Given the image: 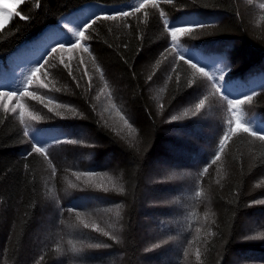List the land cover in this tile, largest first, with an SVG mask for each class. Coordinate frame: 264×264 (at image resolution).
I'll return each mask as SVG.
<instances>
[{
  "label": "trees",
  "instance_id": "16d2710c",
  "mask_svg": "<svg viewBox=\"0 0 264 264\" xmlns=\"http://www.w3.org/2000/svg\"><path fill=\"white\" fill-rule=\"evenodd\" d=\"M131 2L132 0H42V6L36 7L35 0H24L23 4L18 3V0H0V10H4V13H14L22 9L21 14L30 17L28 20H21L13 16L6 22L5 14L0 13V25H2L0 27V91L21 89L27 69L43 52L42 46H36L37 38L49 28L61 29L63 23L68 20L66 15L70 11L83 5L96 4L105 8V12H110L114 7ZM161 10L170 18L203 21L208 25L202 30L197 29L192 37L182 38V41L185 47L192 50V55L196 59L207 65V70L217 75L220 69L224 68L225 63L230 64L229 75L233 77H229V85L233 79L238 80L243 76L241 72L246 69L248 55L252 54L259 60H264L263 16L255 12L244 0H173L171 4L160 0L158 7L153 8L151 5L147 7V16L142 11L133 17L129 21L130 26H126L123 21L98 23L91 30V39L83 41V45L90 50L88 52L90 58L92 61L94 59L92 70L97 71V66L103 70V79L98 71L90 78L91 91L88 90L89 82L88 84L84 82L76 88L72 83L61 80L60 75L51 76L52 80L56 77L58 79L52 91L46 95L45 102L48 103L49 99L53 100L52 104H48L53 111L50 112L51 116L44 112L32 111L46 120L25 121L28 131L31 130L29 135H25L24 126L12 113H5L0 108V252L5 253L10 231L15 227L14 234L10 237L8 259L4 264H30L28 262L34 252H36L35 257L33 255L35 261L36 258L43 257L40 264H69V261L76 263L77 259L88 260L84 263H88L91 259L100 262L95 264H140L143 258L153 251L142 250L145 239H141L138 226L139 214L149 213L154 209L149 210L146 207L148 201L143 205V191L148 189L144 184L146 172L152 159L156 156L163 157L158 150L163 142L165 125L172 124L173 131L180 134L192 133L191 130L188 132L185 130H188V126L195 121L191 117L193 109L192 113L187 112V115L185 110L182 117L176 121L169 119L174 114L171 112L172 107L191 94L197 83L194 70L183 61L178 62L173 54L174 58L170 62L173 65L172 83L168 86L167 102L164 104L162 98L149 95L152 84L162 83L165 75L162 65L167 64V61L158 63L157 57L161 56L162 49L167 48L170 41L159 16ZM98 12L101 11H92L87 17ZM85 34L89 35L88 32ZM198 41L204 43L198 45ZM164 46L165 48H162ZM19 53L24 55L27 61L26 64L16 68L19 59L15 56ZM154 61L152 70L147 75H142L140 66L150 65ZM232 64H236V70L232 69ZM263 74L264 67H261L259 71L248 77L247 81L243 80V86L254 82L253 90L258 95L251 103L259 109H264ZM109 75L122 88L121 93H118L117 88L114 90L110 86L108 79L105 80ZM9 76L11 81H6L4 78ZM149 76L153 78L149 80ZM189 81H194L192 86H189ZM57 88L60 89L59 92L55 91ZM251 91L246 93L250 94ZM241 94H243L241 90L231 91V96L240 97ZM223 102L226 113L217 129L216 140L208 151L203 150L201 156L198 155L202 158L197 168L190 172L175 169L169 178L164 177L167 178V182L174 183L181 178L180 181H185L186 184L182 186L179 183L175 185L165 181L158 183L163 190L171 189L172 192L165 202L173 201L167 206L154 209L153 214L160 218L156 224L158 229L162 232H170L167 235L174 238L173 243L162 248V251L169 248V245L174 248V252L177 253L174 263L179 261L178 256L183 258L185 254L192 233L190 229L201 224V228H208L212 234L207 240L201 237L203 235L201 233L196 235L195 240H202L204 243L198 264H264V241L242 240V228L248 227L243 225V219L247 216H253L254 219L257 212H264V205L253 203L264 196V186H260L264 185V175L259 178L264 173V144L247 134L234 136L221 154L220 160L216 164L211 163L218 151L219 140L227 130V120L232 117V113L228 112L227 102ZM60 104H67L69 107H58L57 105ZM113 105L115 108L112 107ZM150 105L160 110L158 116L154 114ZM73 107L82 115H74L70 111ZM241 110L245 118L253 121L257 127L264 126V119L258 117L259 113L249 114L245 104L241 106ZM109 115L111 117H108ZM120 115H124L129 120L136 129L135 132L130 131L120 119ZM83 128L89 131L83 132ZM90 131L92 136L88 134ZM33 137L44 145L50 155L54 150L60 149L59 152L62 154L79 151L82 157H85L83 161H74L80 171L74 170V164H68L72 165V171L63 170L65 168L63 166L61 173L70 171L66 174V179L70 181L67 180L66 184L61 185L60 196L56 193L58 189L55 190L51 183L41 180L43 161L46 162L44 156L35 153L28 155L32 150V143L35 142ZM54 138L79 139L80 143L58 144ZM166 140L172 144L170 140ZM186 144L193 148L192 152H198L200 149L198 144ZM164 155L165 158L168 156L165 153ZM109 159L110 163L107 161ZM55 163L59 165L58 162ZM209 165V170L214 173L211 179L208 178V173L207 177L206 174L201 176L204 168ZM47 166L49 173L53 166L55 169L57 167L52 160L51 165ZM115 167L120 171L118 182L119 187L123 186V192L115 189L113 192L112 188H106L105 185H94L85 178L78 180L70 174L71 172L72 174L85 172H92L94 175L106 174L109 170L108 173L113 175ZM217 173L221 174L220 180L215 177ZM88 176L93 175L86 177ZM201 177L205 179L201 180ZM206 178L209 179L207 186L208 190L210 189L207 192L201 188ZM261 180L262 184L253 186L256 181ZM49 187L56 197H52ZM178 187L184 189L180 190ZM150 188L160 190L156 184ZM197 191H202L203 195L197 197L195 195ZM177 192L181 194L177 195ZM182 198L188 202H182ZM204 201H208L207 205L212 211L210 215L212 213L214 215V217L209 215L207 222L206 216H200L205 210ZM16 205L22 210L18 217H14L13 209ZM101 205L107 207V210L119 211V226L114 232L115 236L119 235L118 243L102 235V232L96 233L90 226L85 228L83 222H78L77 226L69 227L65 224L62 228L65 229L66 242L72 241L71 245H73V240L80 241L84 243L85 248L79 247L76 248L77 252H72L69 243L66 247L59 245L64 243L60 233V239L46 241L44 247H40L41 245L38 247L33 239L31 242L34 243L31 244L29 253L24 252L25 237L30 234L37 218L45 209L56 220L54 229L58 235V230L62 229L58 224L65 211L69 215L73 214L70 217L73 223L80 219L78 217L81 212L95 213ZM190 207L194 209L190 211ZM69 208L73 211L69 212ZM170 208L177 209L168 215ZM179 211L183 212V217L178 215ZM253 222L249 227L255 229L264 224V219L261 224L256 223V220ZM56 233L54 232V237ZM74 235H77L79 240ZM97 243L108 244L110 247L99 249L88 247ZM48 244L50 246H47ZM75 245L78 243L75 242ZM160 250L161 248L155 249V253ZM244 253L247 255H242L240 260H233L232 263L231 256ZM104 261L107 263H102Z\"/></svg>",
  "mask_w": 264,
  "mask_h": 264
},
{
  "label": "rangeland",
  "instance_id": "374dc122",
  "mask_svg": "<svg viewBox=\"0 0 264 264\" xmlns=\"http://www.w3.org/2000/svg\"><path fill=\"white\" fill-rule=\"evenodd\" d=\"M244 2L248 3V0H244ZM264 3V0H252V3L249 4L254 10L255 12H258L260 15L263 16V21H264V9L260 8V4ZM159 6V5H158ZM78 10V9H77ZM77 10L73 11V12H69L71 13V15L67 16L68 20H74L76 22H80L83 19L87 18V15L89 13H91L92 11H105V8H103L102 6L96 5V4H88L86 6V9L84 11H79L77 12ZM83 10V9H82ZM77 12V13H75ZM67 20V21H68ZM57 31H63V29H58V30H54L52 28L47 29L46 31H44L40 36L38 40V43H36V46H41L42 41L44 40L45 37L51 36L52 34L56 33ZM202 41V40H201ZM73 42H75V38H73ZM198 45H202L200 43H204V42H197ZM81 44L83 45V41H81ZM197 45V46H198ZM84 46V45H83ZM162 48H165L162 47ZM165 49H162L161 53H164ZM247 52V51H246ZM160 54V52H159ZM158 55V54H157ZM165 55L167 56V59H164L162 56L159 57V55L157 56L159 59V63H162L163 61H167V64L162 65V68H164L165 71V75L163 77V81L162 83H155L152 84L153 86L151 87V89L149 90V95H153L155 97L158 98H162L163 103L165 104L167 102L168 99V86L172 83V63L170 64V62L172 61V59L174 58L173 54H168L165 53ZM21 53L18 54V57L20 58ZM64 56V63H67L70 65V68L73 72V75L76 77V80L79 81L80 85H82L84 82L88 84L89 79L92 76H95V71H93V65H94V59L92 61V59L90 58V55L88 52H84L83 51V47L78 48L76 50H74L73 52L69 53V52H65L63 54ZM245 58H246V54H245ZM21 60H25L24 58H20ZM26 61V60H25ZM81 61H83V63H81ZM156 61V59H155ZM155 61L152 62L150 65H142L141 70H142V75H147L149 71H151L153 65L155 64ZM93 64V65H92ZM264 60L257 58V56L255 55H248V61L246 63V69L241 72V74L243 75V80L247 81L248 77L252 76L253 74H255L257 71H259V69L261 67H264ZM233 65V64H232ZM161 68V69H162ZM236 70V64H234L232 66V69ZM44 73H47V75H45ZM85 73H87V75H85ZM54 75H60L61 80H64L67 83H72L74 85V87L77 88L76 86V81L73 80L72 76L69 75V69L64 67V64L60 63V56L59 54L55 57V59H52L50 64L42 70L41 73H37V78L31 83L29 84V89L28 91L30 92H34L37 96H41L43 97V102H41L40 100L37 99H33L31 97H20L19 103H22L26 106L27 110L32 112V111H37L38 113L44 112L45 114H47L48 116H51L49 109V105L48 103H46L45 101V97L47 94H49L52 91V88L54 87L56 80L58 79V77H56L55 80L50 79L51 76ZM264 76V74L262 75V77ZM108 78H105L109 80L110 86H112V88H114V90H118V93L122 92V88L118 86L117 83L114 82V80L112 79V77L106 76ZM194 77L196 78V86L193 88L192 93L189 94L185 99H183L182 101H180L178 104H175L172 107L171 111L172 113H174L173 115L178 116V117H182V114L184 113L185 110H187V112L192 113V109L193 112H195V104L199 102V99L204 98V96H208V100L205 103V107L203 109H201V111L199 113H197V117L195 115L191 114L190 118L192 120L195 119V121L190 124L188 126V130L185 131H190L192 133H183L180 134L177 131H173L174 128L172 127V124L170 126H166L165 128V133H164V137H163V142L158 150V153L163 154L162 156H156V158L151 160V163L149 164L148 167V171L146 172V179L144 180V184L146 185V187L148 189H144L143 191V205L145 204V202L148 201V204L146 205V207L149 210H152V208L156 209V208H161L164 206L169 205L170 201H168L167 203L166 198L169 196V194H171V189L167 190H163V188L158 184V183H162V182H166V183H170V184H175L177 185L179 183V185L184 186L186 183L185 181L182 182V180L180 181L181 178H178L176 180V183L174 182H167V178L165 179L164 177H170L173 174V171L176 170H183V171H193L197 168V164L199 162V160L202 158H199L203 152V150L208 151L209 147L214 145V141L216 140L217 137V129H219V124H221V122L224 119L226 110H224V102L223 100H221L218 96L216 95H212L211 93L213 92V90L211 89L210 83L207 81V79L205 77L200 76L198 73H194ZM6 81H11V76L9 77H5L4 78ZM60 80V79H59ZM60 80V81H61ZM158 84V85H157ZM41 85H45L44 87H41ZM254 82L252 83H247L246 86H244L243 89H239L242 91V93H246V92H250L251 89H254ZM125 89V88H124ZM155 97H153L155 99ZM2 99V98H0ZM17 100L15 98L12 99H5V103L8 105L9 109H11L12 107H15L17 104ZM48 105V107H45V105ZM151 106V105H150ZM247 106V112L249 114H256L259 113L260 115L258 117H260L261 119H264V109H259L256 108L254 106H252V103H246ZM152 111L154 112V114L156 116L159 115L160 110L156 109L154 107V105L151 106ZM1 109H3L2 107H0ZM10 113H12V115L17 118L19 120V109H17V111L15 113L9 111ZM201 114V115H200ZM112 115V114H111ZM199 115V116H198ZM195 116V118H194ZM108 117H111L110 115ZM42 120H46L44 117L42 118ZM168 120V119H167ZM171 120V118L169 119ZM168 120V121H169ZM25 121H33V120H29L27 118V116L25 117ZM198 127V128H195ZM194 128V129H193ZM87 131V128H83L82 131ZM121 132H124L123 130L119 129ZM89 131V130H88ZM31 132V130L29 131ZM89 136H92L91 131L88 133ZM133 133H132V137H133ZM124 138V137H123ZM135 138V137H134ZM165 139V141H164ZM170 140V142L173 144H169L168 141L166 140ZM186 143H191V144H195V145H200V149L198 152L194 151L192 152L191 150L193 149L189 144ZM176 144H180L181 146H177ZM175 145L177 147H175ZM60 149L54 150L53 153L50 155V160H52L54 162V164H56V175L53 177L52 175V169L49 171H47L48 166L50 165L48 163V160H45L46 162L44 163L43 161V166H42V175H41V180L51 183V186L54 187V189H58L57 190V194L58 196H60V190L59 188L61 187V185L66 184L67 180L66 179V174H68L70 171H72L73 167L72 165H68V164H74V161H83L85 157H82L83 155L79 152H69L68 154H62L61 152H59ZM64 150H62L63 152ZM165 154H167L168 156L165 158ZM198 155H200L198 157ZM66 157V158H65ZM189 159H191L192 161H189ZM109 161V163L111 162V160H107ZM58 162L59 165H57ZM113 164L116 162H112ZM221 165V162H220ZM63 166H65V168L63 169ZM111 166V165H109ZM78 167L75 166L76 171H80V169H77ZM112 168V167H111ZM68 170L70 169L69 172L64 171V173H61V170ZM115 169V170H114ZM113 169V175L111 173H108L107 170L106 174H96L93 176H78L77 173H70L73 177H75L78 180H82V178H85V180H88L90 182H92V184H97V185H105L106 188H112V191L114 192L115 190H118L119 188V182H118V178L120 179L119 173L120 171L117 170V168L115 167ZM117 170V171H116ZM208 178L211 179L212 174L214 175V173L212 171H208ZM207 173H206V177H207ZM222 173V172H220ZM220 175L219 173L216 174V178H219L218 180H220ZM264 175L261 174L259 176L262 177ZM70 176V175H69ZM78 176V177H76ZM104 176V177H103ZM188 176V175H186ZM71 177V179L73 178ZM178 177H182L179 176ZM198 178V177H197ZM196 178V179H197ZM205 179V177H201V180ZM164 179V180H163ZM209 179L206 178L205 182L203 184V187H201L203 189V191L207 192L208 190V186L207 183L209 181ZM257 180V179H256ZM70 181V180H68ZM263 181H256L254 183V187L258 186L259 184H262ZM158 185V187L160 188L159 191L153 190L152 188H150L152 185ZM114 187V188H113ZM179 188V187H178ZM115 189V190H114ZM180 190L184 189V188H179ZM178 189V190H179ZM193 189V188H192ZM50 190V194L52 195V197H56V195L53 193V190L51 187H49ZM210 190V189H209ZM208 190V191H209ZM171 192V193H170ZM191 192V191H190ZM189 192V194H190ZM176 193V192H175ZM180 195L181 193L177 192V195ZM46 196V195H45ZM182 197V196H180ZM148 199V200H147ZM264 199V196L261 198ZM173 201V200H172ZM171 201V202H172ZM182 202H188L187 200H184L182 198ZM63 203V202H62ZM108 204H111L109 202H107ZM208 201H204L203 204L205 205V210L202 214H200V216H206L207 214V221H209V215H210V211L211 208L209 205H207ZM200 205V203H199ZM52 206V205H51ZM63 206V205H62ZM185 206V205H183ZM191 206V205H190ZM167 208V207H166ZM153 209V210H154ZM170 208L169 211L167 212L168 215L172 214L175 210ZM194 209L192 207H190V211ZM14 210V217H18L19 213L22 211L21 207L19 205H16ZM153 210L149 213L144 212V214H139V220H138V226H139V234L141 239H145V243L142 245V250L144 252L145 249H151L150 253L147 254L146 258H143V262L140 264H198L199 261H197L196 259V250L199 249L200 251H202L203 249V245L204 243H202L201 241H196V235L197 234H203L201 235V237L204 240H207L210 235L209 233H212V231H209V229L204 228V227H200L201 224H198V226L191 228L190 229V233H191V237L188 239L187 242V246L186 249L188 255L183 256V258H181V256L179 257V261L181 259V261L174 263L176 261V255L177 253L174 252V248L169 245V248L167 247L166 249H164L162 251V248H164V246H168L169 243H173V239L172 237L168 236L167 234H169L170 232H162V230L158 229V227L156 226V224L159 222L160 218L157 217L156 215L153 214ZM189 211V210H187ZM186 211V212H187ZM156 212V211H155ZM154 212V213H155ZM212 212V211H211ZM49 212L47 211V209L44 210V212L40 213V216L37 218L36 223L34 228L32 229V231L30 232L29 235H27L25 237L26 239V245H25V249L24 252L29 253V248L30 246H32L31 244H33L34 242L33 239H35V242H37L38 247H44V245H46V243L44 244V242L49 241V240H57L60 239V233H62L61 237L64 243H61L59 245H63L64 247H66L68 245V242H66V234H65V229L62 228V226L64 227V225L66 224L69 227H73L74 225L77 226L78 222L82 223H87L91 228L92 225L95 224L96 226H98L99 229H102L103 231H106L111 235H114V232L118 230V215L117 213H119V211H115L114 209H109L107 210V207H104L103 205L100 206V208L97 209V211L95 213H82L79 215L80 219L77 220V222H73L71 220V216H73V214H68L65 211V215H63V217L61 218V221L58 224L59 228H62L59 231V234L57 235L56 230L54 229V225L56 224V220H54L52 217L53 215L48 214ZM166 213V214H167ZM54 214V213H52ZM178 215L183 217V212L179 211ZM176 216V214H175ZM211 217H214L213 213L212 215H210ZM264 219V212H257L256 215L254 216H247L245 217V219H243L242 223L244 226H252V224L254 223L253 221L256 220V223H262L261 221ZM17 219H16V223H17ZM143 222V225H142ZM204 222V220L202 221V223ZM76 223V224H75ZM201 223V222H200ZM264 225V224H262ZM111 226V227H110ZM259 226V225H258ZM242 228V240H246L245 237L246 236H254V234H258L259 232L264 231V228L261 227V225L255 229H252L253 227H249V228ZM197 229H200L199 232H197ZM93 230V228H92ZM15 231V227L11 229L10 231V235H9V239L8 242L6 244L7 249L5 250V253H3L2 251L0 252V264H4L7 262L8 259V252H9V245H10V237L13 236ZM94 231V230H93ZM54 232L56 233V236L54 237ZM97 232H101V231H96ZM72 235V234H71ZM103 235V232H102ZM75 238L77 240H79V237L77 235H74ZM119 237V235H118ZM163 241H167V243H163ZM189 241H191L192 243L189 244ZM246 241H254V240H246ZM257 241H264L262 239H259ZM75 242L78 243V245H75ZM110 242H112V240H110ZM29 244V245H28ZM154 244H161V250L160 252L155 253V249H159V248H153ZM189 244V246H188ZM70 245V244H69ZM73 245L75 246V248H79V247H84V243H80V241H76L73 240ZM70 245V246H73ZM47 246H50V244H48ZM142 251V252H143ZM36 255V252H34ZM29 259L30 264H40L41 261V257L36 258V261L34 260L35 258L33 257ZM242 255H247V254H239L238 256H231V261L232 263L233 260H240ZM88 260L86 259H77L75 260V262L77 264H95V263H100L98 260H89L88 263H84L87 262ZM32 262V263H31ZM35 262V263H34ZM69 264H76L73 263L72 261H69ZM116 263H118L117 261H115ZM102 263H107V261H104Z\"/></svg>",
  "mask_w": 264,
  "mask_h": 264
},
{
  "label": "snow or ice",
  "instance_id": "6c2138e0",
  "mask_svg": "<svg viewBox=\"0 0 264 264\" xmlns=\"http://www.w3.org/2000/svg\"><path fill=\"white\" fill-rule=\"evenodd\" d=\"M165 3L171 4L173 3V0H164ZM18 3L23 4L24 0H18ZM36 7L42 6V0H35ZM248 3L251 4L252 0H248ZM160 4V0H132L131 3H125L122 6L114 7L110 12H105L101 10V12L93 13V15L88 16L86 19H83L80 22H76L74 20H68L63 23L62 29L63 31H57L56 33L52 34L51 36L45 37L44 40L41 43V46L43 47V52L39 56L38 59H36L32 65L27 69L26 74L23 76V81L21 84V89H15V90H9V91H0V107L3 108L5 113H8L9 111L15 113L17 109H19V122L21 125L24 126V132L25 135H29L28 131V125L25 122V117L29 120L38 121L41 120L42 117L30 112L27 110L26 106L22 103H19L20 97H31L33 99L40 100L43 102V97L37 96L34 92L28 91V85L31 84L36 78L37 73H41L43 69H45L51 62L52 59H55V57L59 54L60 56V63L64 64V67L69 69V75L72 76L73 80L76 81V86L80 87V83L78 80H76V77L73 75V72L70 68V65L67 63H64V56L63 54L65 52H73L74 50L83 47L84 52H89V48L86 46H83L81 44V41H88L91 39V30L98 24L103 23L107 21H123L126 26H130L129 21L136 17L138 13H141L143 11L144 15L147 16L148 12L146 11L147 7L151 5L153 8L158 7ZM260 8L264 9V3L260 4ZM0 13H4V10H0ZM22 9L20 11H16L14 13H4L5 14V21H9L13 18V16L19 17L21 20H28L30 17L27 14L22 15ZM160 19L163 22V28L164 31L167 33V36L170 38L169 46L165 48L164 53H161V56L164 59H167V56L165 53L168 54H175L177 57V61H183L184 64H187L191 69L194 70V73H198L200 76L205 77L208 82H210L211 89L213 92L212 95L218 96L221 100L227 102V108L228 112L232 113V117H230L227 120V130L224 131L223 136L219 140L218 145V151L215 153V158L212 160V164H216L218 160L221 158V154L224 153L228 143L234 136L247 134L248 136L253 137L256 140H259L262 144H264V126L257 127L255 123L247 118H245L241 106L246 103H251L253 101V98L258 95V93L255 90H252L250 94L243 93L240 97L231 96V89L229 85V72L231 71V66L228 63L224 64V68L220 69L219 74L217 75L215 72L207 70V65L203 64L201 60L196 59L192 55V50L188 47L184 46V43L182 41V38L184 37H192L197 29H204L208 25L203 21H191V20H184L181 18H170L168 14L161 10L159 12ZM2 27V25H0ZM59 27V26H58ZM88 32L89 35H86L85 33ZM73 38H75V42H73ZM142 39V37H138ZM39 39V38H37ZM83 63V61H81ZM159 63V62H158ZM97 71L101 74V79H103V70L97 66ZM173 71H175V68H173ZM47 75V73H44ZM87 75V73H85ZM153 77L149 76L148 79L151 80ZM194 81H189V86H192ZM45 85H41V87H44ZM105 86H107V83L105 82ZM92 85H91V79H89V85L88 90L91 91ZM55 91L59 92L60 89L57 88ZM15 98L18 102L15 107H12L9 109L8 105L5 103V99H12ZM97 99H99V96H97ZM109 99L111 100V93H109ZM208 100V96H204V98L199 99V102L195 104V112L192 113V115H196L205 107V103ZM53 100L49 99L48 104H52ZM58 107L68 108L69 105L67 104H60L57 105ZM45 107H48L46 104ZM115 108V105L112 106ZM50 112L53 111L51 107L48 109ZM70 111L74 115H82L81 113H78L76 108H70ZM237 113H240L237 115ZM119 114V113H118ZM187 111L185 112V115H187ZM120 119L124 121V124L130 129L131 132H135L136 129L133 128L132 124L129 122L127 118H125L124 115H120ZM179 117L173 115L171 117L172 121L178 120ZM234 121V122H233ZM56 140V143L62 144V143H69V144H77L80 143L79 139H67V140H60L57 138H54ZM33 140L35 141L32 143V150L28 154L31 156L33 153L43 155L45 160L49 161V164L51 165V160L49 159V152L44 147V145L36 139V137H33ZM209 166H206L201 173V176L206 174L209 171ZM52 175L53 177L56 175V169L53 166L52 167ZM79 175H94L92 172H85L77 174ZM219 183V181H217ZM72 187H75V185H70ZM264 186V185H260ZM123 186L121 185L118 188V191L123 192ZM107 191V189H105ZM197 197H200L203 195L202 191H197L195 193ZM254 204H261L264 205V199H259L253 201ZM119 207V205H117ZM69 212L73 211L72 208L68 209ZM119 215V213H117ZM207 218V214H206ZM85 228H88L89 225L87 223H84L83 225ZM111 227V226H110ZM262 228H264V225H261ZM93 230L95 231H101L103 232V235L106 237H109L113 241L119 242V237L115 235H111L103 231L102 229H99L98 226L95 224L92 225ZM200 229H197V232H199ZM212 233H209L211 235ZM246 240H259L264 239V231L259 232L257 235L254 236H246ZM68 243L71 245L72 241H68ZM163 243H167V241H163ZM192 242L189 241V244ZM89 248H108L110 245L108 244H90L88 245ZM161 247V244H154L153 248H159ZM72 252H77L78 250L73 245L70 249ZM151 249H145V251H150ZM187 250L185 251V256H187ZM196 259L197 261L201 260V253L200 250H196ZM43 259V257H41Z\"/></svg>",
  "mask_w": 264,
  "mask_h": 264
},
{
  "label": "bare ground",
  "instance_id": "6f19581e",
  "mask_svg": "<svg viewBox=\"0 0 264 264\" xmlns=\"http://www.w3.org/2000/svg\"><path fill=\"white\" fill-rule=\"evenodd\" d=\"M229 77H233V76L229 75ZM243 88H244V86H243V76L240 79H238V80L233 79L231 81V83H230L231 91H235V90H239V89H243Z\"/></svg>",
  "mask_w": 264,
  "mask_h": 264
}]
</instances>
